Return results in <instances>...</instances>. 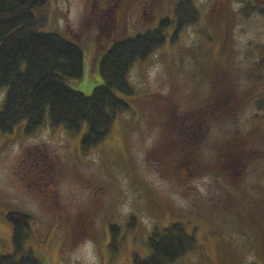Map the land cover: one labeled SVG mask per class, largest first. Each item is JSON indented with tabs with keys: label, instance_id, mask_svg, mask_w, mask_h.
I'll list each match as a JSON object with an SVG mask.
<instances>
[{
	"label": "rangeland",
	"instance_id": "obj_1",
	"mask_svg": "<svg viewBox=\"0 0 264 264\" xmlns=\"http://www.w3.org/2000/svg\"><path fill=\"white\" fill-rule=\"evenodd\" d=\"M181 1L46 5L43 30L84 51L71 86L88 96L104 85L94 17L113 42L174 22L164 47L131 65L133 95L118 93L130 109L98 147L82 153L86 126L0 130V254L15 253L6 216L22 212L31 217L26 249L46 264H136L135 254L150 255L153 230L173 223L198 242L181 264H264V0H183L197 22L173 40ZM6 94L0 86V110Z\"/></svg>",
	"mask_w": 264,
	"mask_h": 264
},
{
	"label": "trees",
	"instance_id": "obj_2",
	"mask_svg": "<svg viewBox=\"0 0 264 264\" xmlns=\"http://www.w3.org/2000/svg\"><path fill=\"white\" fill-rule=\"evenodd\" d=\"M50 1L0 0V86L7 87L0 110V130L10 133L24 123L25 133L33 135L44 126L70 132H80L86 126L81 140V151L86 154L107 139L117 115L130 109V104L118 95H133L128 71L135 60L147 59L164 47L163 30L174 21L163 19L153 32L113 42L101 33L108 29V23L94 17L92 27L99 30L91 37L98 50L106 48L100 62L104 85L96 87L88 96L71 86L84 74L83 49L58 33L43 30L48 21L45 7ZM248 2L255 4L253 0ZM185 3L182 0L178 5L181 19L173 40L197 22L192 18L193 15L195 18L192 5L183 6ZM246 10L241 8V13ZM89 33L82 36H90ZM110 42L112 45L108 48ZM259 109H264V103L259 104ZM6 219L13 225L15 253L0 254V264H46L32 248L26 249V240L32 234L30 215L10 212ZM109 229L115 240L119 227L110 225ZM148 245L150 255L142 259L135 254L136 264H181L186 254L197 248L198 242L183 224L173 223L163 230L155 228Z\"/></svg>",
	"mask_w": 264,
	"mask_h": 264
}]
</instances>
